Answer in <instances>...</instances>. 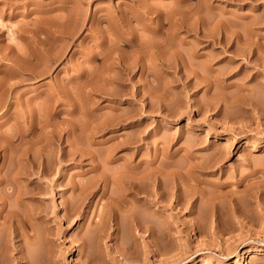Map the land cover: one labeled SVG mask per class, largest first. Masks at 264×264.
<instances>
[{
	"label": "rangeland",
	"instance_id": "rangeland-1",
	"mask_svg": "<svg viewBox=\"0 0 264 264\" xmlns=\"http://www.w3.org/2000/svg\"><path fill=\"white\" fill-rule=\"evenodd\" d=\"M0 199V264H264V0H0Z\"/></svg>",
	"mask_w": 264,
	"mask_h": 264
},
{
	"label": "bare ground",
	"instance_id": "bare-ground-1",
	"mask_svg": "<svg viewBox=\"0 0 264 264\" xmlns=\"http://www.w3.org/2000/svg\"><path fill=\"white\" fill-rule=\"evenodd\" d=\"M151 29V28H150ZM159 28H153L152 30H154V31H152L151 30V32L153 33V32H157V31H159L158 30ZM130 32V31H129ZM132 36V35H131ZM132 39V38H131ZM131 39H130V41H131ZM244 40V39H243ZM133 41V40H132ZM131 41V42H132ZM246 41V40H245ZM244 42V41H243ZM247 42V41H246ZM145 43V42H144ZM147 43V42H146ZM151 43V42H150ZM150 43H147V52H149L148 54H151L150 53V51H152L153 50V48L155 49L157 46L159 47L160 45H158L157 43H154L155 45H153L152 43L150 44ZM161 43V42H160ZM133 45V44H132ZM145 45V44H144ZM153 46H155V47H153ZM133 47V46H132ZM140 47V46H139ZM146 47V45L144 46V48ZM148 47H149V49H151L150 51L148 50ZM158 47L156 48V49H158ZM161 47V46H160ZM159 47V48H160ZM226 47V45H224L222 48H225ZM227 48V47H226ZM136 49V48H135ZM139 49V48H138ZM141 49H142V47H141ZM159 50V49H158ZM236 50H237V48H234V52L236 53ZM133 51H134V49H133ZM136 51V52H135ZM134 52L136 53V54H139L138 52V50H135ZM138 51V52H137ZM142 51V50H141ZM141 51H140V53H141ZM155 50H153L152 52H154ZM156 52V51H155ZM134 53V54H135ZM157 53V52H156ZM159 54V53H158ZM154 55H155V53H154ZM138 55H136V57H137ZM141 56H142V54H141ZM140 55H139V57H138V61L139 60H141V59H139L140 57H141ZM156 56H157V54H156ZM135 57V58H136ZM151 58H153V53H152V56H150ZM134 58V57H133ZM134 58V59H135ZM232 58V60H233V57H231ZM246 58H247V56H246ZM137 59V58H136ZM135 59V60H136ZM247 61H249V58L247 59ZM132 62V61H131ZM133 62H134V60H133ZM136 62V61H135ZM122 64V63H121ZM124 64V63H123ZM133 64V63H132ZM140 64V63H139ZM123 66V65H122ZM127 66V65H126ZM125 66V67H126ZM128 66H129V64H128ZM120 67V66H119ZM118 67V68H119ZM124 67V66H123ZM143 67V66H142ZM127 69H128V67H126ZM211 69V68H210ZM120 70H122V68L120 69ZM123 70H124V68H123ZM130 70V69H129ZM128 70V71H129ZM257 72H255V74H256ZM95 75V74H94ZM97 77V76H96ZM109 78V77H108ZM96 80V79H95ZM108 80V79H107ZM97 83V82H96ZM95 85V84H94ZM97 87H98V85H97ZM93 88V87H92ZM94 88H96V87H94ZM104 93V92H103ZM100 124V123H99ZM95 126H97V125H95ZM100 126V125H99ZM216 151V150H215ZM187 154V153H186ZM189 154V153H188ZM188 154L186 155V156H188ZM225 154V153H224ZM224 154H222V153H215V154H212L213 156H214V160H212L213 161V164H211L212 163V161H210V160H208V161H210L211 163H210V165L211 166H213V165H215L214 163L216 162V163H218V161H220V160H218L219 158L221 159L222 157H224L225 155ZM211 155V156H212ZM189 157V156H188ZM191 157V156H190ZM195 159V158H194ZM208 159H211V157H210V155H209V158ZM223 159V158H222ZM201 160H203V159H201ZM207 162V161H206ZM207 164V163H206ZM199 165H200V163H199ZM201 165H203V164H201ZM210 165H208V166H210ZM204 166H206V165H204ZM207 166V167H208ZM129 168V167H128ZM199 168H200V166H199ZM205 168V167H204ZM208 168H210V167H208ZM135 169H137V167H135ZM206 169V168H205ZM148 170V169H147ZM127 171V170H126ZM131 171V170H130ZM129 171V172H130ZM152 171V170H151ZM151 171H145V172H143V174H141L140 172H138L139 173V176H138V174H137V176H134V174H133V172L131 171L130 173H132V175L130 174H128V175H124L125 173H124V171L122 172V173H124L123 175H118L117 177L115 176V180H117V179H119L120 178V180H122V182L121 183H123V185H122V187H124L123 189H121L122 190V192H127V193H129V194H131V195H133V198L136 200V198L138 197H141V198H143V200H146L147 202V204L148 203H153V202H155L157 199H156V197H163L164 195L165 196H167L168 194H169V192H167L166 190H168V188L166 187V185L169 183H167V184H165L166 183V181H168V180H166L165 181V178H163V176L165 177L166 175H169V174H171L173 171L172 170H167V171H159L158 170V172L156 171V173H155V171L154 172H151ZM171 171V172H170ZM178 172V171H177ZM177 172H175V174L177 173ZM145 173V174H144ZM193 172H189V174H184V175H191ZM121 174V173H120ZM127 174V173H126ZM174 174V173H173ZM161 177H160V176ZM177 176H179V178H181V181H182V185H183V183L185 184V186H186V183L187 182H189V180L188 179H185V178H188V177H185L184 178V176H182L183 174H181V171H180V174L178 175V174H176ZM120 176V177H119ZM127 176V177H126ZM159 176V177H158ZM177 176H176V179H177ZM107 176H104V178H106ZM136 177H138V178H136ZM192 177V176H191ZM193 177H196V176H193ZM103 178V177H102ZM103 178V179H104ZM113 178H114V175H113ZM159 178V179H158ZM160 178H162V179H160ZM173 178V177H172ZM197 178V177H196ZM107 179H108V177H107ZM135 179H139L138 181H136ZM168 179H169V177H168ZM175 179V180H176ZM191 179V178H190ZM106 180V179H105ZM160 180V181H159ZM163 180V181H162ZM186 180H187V182H186ZM194 180H199L198 178L197 179H193V181ZM104 181V180H103ZM118 181V180H117ZM177 181V180H176ZM180 181V179H179V181L178 182H181ZM184 181V182H183ZM152 182V183H151ZM165 182V183H164ZM238 182H239V180H238ZM106 182H104L103 183V185L105 184ZM116 183H118V182H116ZM173 183V182H172ZM163 184H165V185H163ZM174 184V183H173ZM173 184H170V185H173ZM189 184H192V183H188V185ZM120 185V186H121ZM176 185V184H175ZM175 185H173V187L175 186ZM177 185H179V184H177ZM182 185H180V186H182ZM192 185H195V184H192ZM192 185H190V186H192ZM163 186L164 187H166V188H164V189H166V190H164L163 189ZM167 186H169V185H167ZM180 186H179V188H180ZM20 187V186H19ZM77 187V186H76ZM101 187V186H100ZM103 187V186H102ZM170 187H172V186H170ZM175 187H177V186H175ZM183 187V186H182ZM74 188H75V185L72 187V189L74 190ZM104 188V187H103ZM18 189V188H17ZM158 189H160V190H158ZM171 189V188H170ZM183 189V188H182ZM20 190V189H19ZM22 190V189H21ZM20 190V191H21ZM103 190V189H102ZM176 190H177V188H176ZM20 191H17V193L15 194L16 196L15 197H17V198H20L21 199V192ZM171 191V190H170ZM174 191V190H173ZM172 191V192H173ZM179 191H180V189H179ZM178 191V192H179ZM183 191V190H182ZM12 192H14V191H12ZM177 192V193H178ZM175 194H176V191L174 192ZM179 193H181V192H179ZM142 194V195H141ZM171 194V193H170ZM175 194H173L174 196H175V199H177L178 198V196H177V194L175 195ZM137 195H141V196H137ZM172 195V194H171ZM173 195H172V197H173ZM182 195V194H181ZM181 195L179 196V197H181ZM136 197V198H135ZM168 197H170V195H168ZM167 197V198H168ZM166 198V197H165ZM174 198V197H173ZM0 200H3V199H0ZM4 201V200H3ZM124 201H125V199H124ZM177 201V200H176ZM1 202V201H0ZM18 202H20V200L18 201ZM4 203V202H3ZM21 203V202H20ZM2 204V203H1ZM175 206V205H174ZM2 207V206H1ZM171 209V208H170ZM64 210H66V211H68V209H67V207H64ZM1 211H2V208H1ZM12 212V211H11ZM16 214V213H15ZM9 211H8V213L6 214V215H4V218H8L9 219ZM17 220V219H16ZM18 221L19 222H23L24 220L21 218V219H18ZM5 222V221H4ZM139 223V222H138ZM1 224V223H0ZM138 226H139V224H138ZM149 229V228H148ZM150 230V229H149ZM247 250H249L248 248L246 249V251Z\"/></svg>",
	"mask_w": 264,
	"mask_h": 264
}]
</instances>
